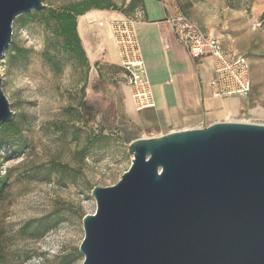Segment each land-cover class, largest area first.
Masks as SVG:
<instances>
[{"label":"rangeland","instance_id":"obj_1","mask_svg":"<svg viewBox=\"0 0 264 264\" xmlns=\"http://www.w3.org/2000/svg\"><path fill=\"white\" fill-rule=\"evenodd\" d=\"M79 1L42 0L41 10H60ZM206 1L212 6L216 0ZM226 5L245 11L240 18L247 29L237 26L235 43L253 72L248 111L240 118L264 125V116L258 114L264 110V5L256 7V0ZM40 18L21 28L12 24L11 42L0 63L1 89L20 129L17 137H0V177L5 178L0 264H82V218L96 208L91 190L116 184L130 167L120 128L133 139L157 137L159 127L146 123L140 112L137 118L127 113L119 66L87 55L89 68L74 61ZM253 23L259 26L252 29ZM82 102L94 110L88 126L81 122L86 119ZM101 125L103 144L86 152L90 133Z\"/></svg>","mask_w":264,"mask_h":264},{"label":"water","instance_id":"obj_2","mask_svg":"<svg viewBox=\"0 0 264 264\" xmlns=\"http://www.w3.org/2000/svg\"><path fill=\"white\" fill-rule=\"evenodd\" d=\"M42 8V0H0V63L14 20ZM1 86L0 75V124L13 117ZM120 132L130 167L91 190L82 264H264V125Z\"/></svg>","mask_w":264,"mask_h":264},{"label":"crops","instance_id":"obj_3","mask_svg":"<svg viewBox=\"0 0 264 264\" xmlns=\"http://www.w3.org/2000/svg\"><path fill=\"white\" fill-rule=\"evenodd\" d=\"M130 1L122 0L121 3L126 6ZM137 1L139 5L128 15L116 11H91L77 17V33L88 59L95 62L107 60L119 66L106 22L123 17L135 19V31L155 103L154 108L141 111L140 114H143L146 123L159 127V136L223 121L244 120L240 117L248 111L250 97L243 99L214 96L210 87L213 78L212 60H195L188 56L166 22L160 1ZM206 2L180 1L183 13L203 33L217 38L224 49L237 51L236 28L240 26L243 31L247 29L245 24L242 28L244 21L240 18L245 11L229 9L224 0H216L212 6ZM100 22L104 24L99 26ZM250 78L253 79L251 69ZM119 90L127 113L130 117L137 118L138 112L133 108L125 84H119Z\"/></svg>","mask_w":264,"mask_h":264},{"label":"built area","instance_id":"obj_4","mask_svg":"<svg viewBox=\"0 0 264 264\" xmlns=\"http://www.w3.org/2000/svg\"><path fill=\"white\" fill-rule=\"evenodd\" d=\"M165 11V19L176 40L185 48L190 58H209L213 63V78L210 87L219 98H243L250 96L252 82L247 58L234 50L224 49L217 38L202 32L181 11L177 0H158ZM100 22L98 25L102 26ZM136 20L123 17L106 22L114 44L123 83L128 89L136 112L155 106L152 89L147 79L144 62L135 31ZM259 24L253 23L252 29ZM241 122L255 123L251 119Z\"/></svg>","mask_w":264,"mask_h":264},{"label":"trees","instance_id":"obj_5","mask_svg":"<svg viewBox=\"0 0 264 264\" xmlns=\"http://www.w3.org/2000/svg\"><path fill=\"white\" fill-rule=\"evenodd\" d=\"M181 0H177L181 11L183 12ZM226 2H230L232 0H224ZM257 6L264 5V0H256ZM139 2L137 0H131L126 6L124 3L120 5H116L114 0H81L76 3L69 4L67 6L62 7L60 10H54L51 8L43 9L38 12L32 11L29 14L21 15L17 17L13 23H17L18 27H24L27 24L36 22V16H40L39 21L44 24L46 27L51 28V34L62 43V49L65 54L69 55L71 59L74 61L81 62L83 65L88 66V62L86 59V54L82 48L80 38L77 33V23L76 19L79 16H83L87 12L90 11H116L121 12L124 15H128L132 12L137 6ZM261 25L264 27V13L261 18ZM11 47L9 48V51ZM8 51V52H9ZM24 53V51H23ZM51 63V60H48ZM83 113H81L82 117L86 116L85 121H82V124L89 125V123L93 122L94 119V110L86 109L87 103L82 102L81 104ZM104 126H100V130L98 132H91L90 138L87 140V144L85 147V151L88 152L92 149L100 147L105 138L102 135V131L104 130ZM20 135V129L18 127V123L16 120L12 119L9 122H5L0 124V137L4 139H10L13 137H17ZM5 185V178L0 177V193Z\"/></svg>","mask_w":264,"mask_h":264},{"label":"bare ground","instance_id":"obj_6","mask_svg":"<svg viewBox=\"0 0 264 264\" xmlns=\"http://www.w3.org/2000/svg\"><path fill=\"white\" fill-rule=\"evenodd\" d=\"M254 113V112H253ZM260 115H263L264 116V110H260V113H258Z\"/></svg>","mask_w":264,"mask_h":264}]
</instances>
